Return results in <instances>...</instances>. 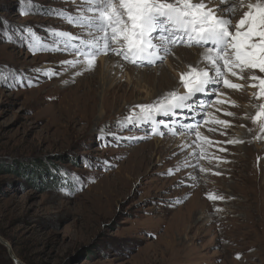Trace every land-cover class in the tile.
Returning <instances> with one entry per match:
<instances>
[{
    "label": "rangeland",
    "instance_id": "rangeland-1",
    "mask_svg": "<svg viewBox=\"0 0 264 264\" xmlns=\"http://www.w3.org/2000/svg\"><path fill=\"white\" fill-rule=\"evenodd\" d=\"M31 3L37 9L0 0V239L6 244L0 241V264H18L11 256L20 264H264V138L249 131L254 125L245 118L255 113V89L221 87L218 99L238 106L209 97L203 113L179 117L199 121L210 144L194 134L173 135L164 125H156V133L151 124L118 129L117 119L133 105L180 87L174 75L196 65L203 49L177 46L163 63L146 67L100 55L91 71L65 70L60 62L73 56L30 51L22 30L45 42L50 28L76 34L79 28L40 11L75 13V5ZM105 58L114 68L110 87L101 80ZM168 64L171 75L161 87L160 68ZM109 127L137 139L117 144L112 136L99 138L100 129ZM233 138L244 143H226ZM178 162L189 166L166 175ZM209 193L223 199L210 200Z\"/></svg>",
    "mask_w": 264,
    "mask_h": 264
},
{
    "label": "snow or ice",
    "instance_id": "snow-or-ice-1",
    "mask_svg": "<svg viewBox=\"0 0 264 264\" xmlns=\"http://www.w3.org/2000/svg\"><path fill=\"white\" fill-rule=\"evenodd\" d=\"M65 3L69 0H64ZM76 12L66 9H40L41 14L52 15L63 19L80 31L76 34L68 31L48 29V41L37 37L35 32L25 27L22 31L28 34L25 41L29 50L67 52L73 59L63 60L61 66L82 71H91L96 66L100 55L113 54L123 61L136 66L146 67L163 63L177 46L203 49L201 59L196 65H186V70L179 72L180 87L156 97L149 103L133 105L127 115L118 118L116 127L123 130L139 128L144 124L164 125L171 129V134H194L197 141L210 144L207 136L200 132L201 123H184L180 116L185 112L193 115L203 113L209 106V97H217L215 103L235 101L220 100L221 87L242 91L245 87L255 89L250 95L257 101L251 106L255 109L252 115H245L257 131V139L264 138V0H70ZM28 4L29 11L37 9L31 0H22ZM212 5V6H210ZM241 13L233 22V17ZM122 67V66H121ZM50 78L59 75L53 69H37ZM82 74L81 71L75 73ZM246 80L241 84L231 79ZM12 79L18 80L13 74ZM27 86H31L29 81ZM183 89V91L180 90ZM203 97V99H201ZM219 110V109H218ZM225 115L232 116V112ZM157 117H168L169 120H157ZM225 127L227 121H214ZM243 127V125H241ZM208 131L216 129L208 128ZM101 137L112 136L113 142L137 137H121L111 128H101ZM163 135V133H160ZM224 134V133H221ZM194 141L193 143H195ZM229 144L244 143L233 138ZM182 147H187L184 145ZM202 148V145H197ZM222 151L224 149H221ZM175 155V153H173ZM196 156L194 151L190 153ZM200 159L205 158L203 151ZM219 159V158H217ZM108 164V161H104ZM91 167V164H86ZM188 167L179 162L168 169L166 175H173L181 167ZM195 167V165H193ZM201 172L209 169L200 167ZM218 174V173H216ZM68 175H74L68 173ZM191 178V177H190ZM76 182H81L76 177ZM179 183H183L180 181ZM74 186V185H73ZM210 200L223 199L222 196L208 194Z\"/></svg>",
    "mask_w": 264,
    "mask_h": 264
},
{
    "label": "bare ground",
    "instance_id": "bare-ground-1",
    "mask_svg": "<svg viewBox=\"0 0 264 264\" xmlns=\"http://www.w3.org/2000/svg\"><path fill=\"white\" fill-rule=\"evenodd\" d=\"M201 50V49H200ZM181 51V50H180ZM194 52V51H193ZM179 53V52H178ZM196 54V53H195ZM178 55V54H177ZM181 55H183L184 57H185V54L183 53V54H181ZM196 56V55H195ZM183 58V57H182ZM197 58V57H196ZM197 60V59H196ZM117 64V63H116ZM170 64V63H169ZM168 64V66L166 67V68H164V67H161L160 68V77L158 78L159 79V82H160V86L161 87H163L165 84H168L167 82H168V79H169V77H168V75H171V73H170V69H172L173 67L171 66V65H169ZM115 65V64H114ZM112 66V63H111V59L110 58H105V59H103V71H107V74L105 75V76H103L102 75V77H101V80L103 81V82H108L109 84H108V87H110V85L112 84V83H114V81H115V79H113V76L108 80L107 79V76H108V74H111V71H113L114 70V68L113 67H111ZM156 71H158V70H156ZM172 71V70H171ZM144 73V72H143ZM138 74H140V72L138 73ZM142 74V73H141ZM172 75H174V73H172ZM175 77H178V73H177V75L175 74L174 75ZM108 80V81H107ZM102 82V83H103ZM104 84V83H103ZM106 85V84H105ZM104 88V87H103ZM175 88V87H174ZM103 90V89H102ZM103 93V92H102Z\"/></svg>",
    "mask_w": 264,
    "mask_h": 264
},
{
    "label": "water",
    "instance_id": "water-1",
    "mask_svg": "<svg viewBox=\"0 0 264 264\" xmlns=\"http://www.w3.org/2000/svg\"><path fill=\"white\" fill-rule=\"evenodd\" d=\"M0 241L3 242V243L5 244V242H4L2 239H0ZM5 245H6V244H5ZM11 257H12V259H13L16 263L20 264V262H19L16 258H14L13 256H11Z\"/></svg>",
    "mask_w": 264,
    "mask_h": 264
}]
</instances>
